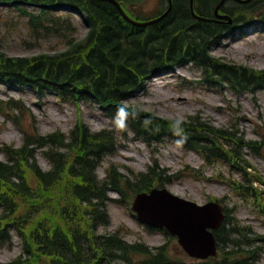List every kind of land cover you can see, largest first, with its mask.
I'll use <instances>...</instances> for the list:
<instances>
[{
  "label": "trees",
  "instance_id": "1",
  "mask_svg": "<svg viewBox=\"0 0 264 264\" xmlns=\"http://www.w3.org/2000/svg\"><path fill=\"white\" fill-rule=\"evenodd\" d=\"M121 1L126 4L136 0ZM257 1L263 5L255 7L264 8V0ZM0 2L33 3L44 11L63 5L71 6L86 13V23L90 26L83 42L58 55L21 58L0 53V79L9 84H29L41 94L52 92L68 100L93 99L112 113L117 112L124 99L142 88L150 74L163 67L188 61L203 67L218 81H227L236 88H264V71L230 65L210 54V49L218 45L232 28L225 23L196 20L189 8L184 9V4L180 5V2L189 3V0H174L171 14L164 21L146 28L128 23L114 5L100 0ZM215 2L196 0L197 10L203 15H212ZM254 4L252 1L239 5V9L232 12L254 10L249 9ZM39 16L33 15L31 23L34 28L58 32L65 26L73 25L68 19L61 21V16ZM244 21L248 26L258 23V26L264 27V15L258 20ZM185 29L189 30L188 34L182 31ZM142 41L149 46H140ZM130 114L131 126L146 137L157 135L159 127L169 132L173 129L159 118H144V115L138 114V120H135L133 113ZM193 129L196 131L195 126ZM203 130L207 135L199 138L193 134L192 142L212 154L225 156L226 153L216 141L224 133L204 126ZM199 139H208V145L204 146ZM113 146L114 138L106 130L92 132L87 126L78 125L72 131L69 142H66L65 134L55 132L27 135L22 147L5 148L8 161L0 160V201L6 206V214L2 218L16 214L17 198L20 196L25 197L27 205L24 217L20 219L24 227L34 223L38 215L42 216L29 232L35 250L28 244L26 259L19 258L8 264H39L35 261L36 255L47 256L46 264H116V259L126 258L133 251L151 253L148 246L127 243L117 234L97 233L99 225L109 223L106 209L109 190L122 191L117 178L102 181L96 174L98 162L113 150ZM40 147L48 148L45 153L53 161L48 171L43 170L36 160ZM62 147H66L68 152L62 151ZM30 171L39 181L37 186L29 182ZM66 180L69 186L67 197L60 196L56 193L57 188ZM151 184V173H148L141 175L136 186L142 189ZM56 211L64 221L61 225L54 224L52 212ZM1 230L0 237H5L6 231ZM229 233L233 234V231L227 225L218 231L222 246L225 235ZM245 252L246 255L236 252L233 258L226 257L206 264H251L252 260L257 259V249H247ZM152 258L142 264H166L168 260L164 253L152 254Z\"/></svg>",
  "mask_w": 264,
  "mask_h": 264
},
{
  "label": "rangeland",
  "instance_id": "2",
  "mask_svg": "<svg viewBox=\"0 0 264 264\" xmlns=\"http://www.w3.org/2000/svg\"><path fill=\"white\" fill-rule=\"evenodd\" d=\"M160 0H141L139 7L147 12H155ZM77 37L87 33V26L78 17ZM66 39L58 36L34 35L27 20L12 7L0 5V50L11 56L30 57L41 53H57L66 49ZM213 54L230 61L264 69V30L252 29L245 36L229 37L225 43L214 48ZM161 74L149 79L147 88L131 98L127 104L144 111L154 112L169 119H186L196 113L203 115L213 124L223 127L235 125L248 139H262L261 153L246 149V157L252 163V174L264 176V91L237 94L230 88H216L202 81L201 70L192 65H185L172 74ZM21 99L27 111H10V115L19 114L26 123L29 119L36 122L39 130L49 133L56 129L69 132L79 119L99 130L113 127L111 119L94 103H63L52 95L42 98L32 88L9 87L0 85V103L13 106ZM7 103V104H6ZM30 107V109H28ZM81 109V112H79ZM130 133V132H129ZM23 133L12 118L0 111V145L12 143L20 145ZM135 139L133 133L123 138L121 147L113 155H108L99 167L100 176H105L113 163L120 171L129 174L146 171L151 164L159 163L177 179L168 185L175 193L198 202L212 198H223L225 206L234 209L235 215L250 226L255 232L264 235V212L253 201L238 197L230 187L219 179L208 177L220 171V165H203L205 161L195 151L185 149L179 141L165 137L163 141L147 145ZM43 166H48L43 156L39 157ZM192 169L204 174L197 178ZM237 174V173H235ZM264 188V183L261 185ZM112 197L118 198L116 193ZM132 201V200H131ZM264 205V193L261 195ZM264 208V207H263ZM112 224L103 231L121 230L130 241L143 240L157 246L168 242L170 250L177 257L187 260L175 238H168L160 232H150L130 212V203L122 204L115 200L110 203ZM18 238L13 245H0V262L10 261L20 253ZM261 264H264V254Z\"/></svg>",
  "mask_w": 264,
  "mask_h": 264
},
{
  "label": "water",
  "instance_id": "3",
  "mask_svg": "<svg viewBox=\"0 0 264 264\" xmlns=\"http://www.w3.org/2000/svg\"><path fill=\"white\" fill-rule=\"evenodd\" d=\"M135 207L146 219L167 224L174 232H178L182 242L192 253L207 255L214 252V238L206 227L218 225L223 218L216 203L200 207L167 190H154L151 195H139Z\"/></svg>",
  "mask_w": 264,
  "mask_h": 264
},
{
  "label": "bare ground",
  "instance_id": "4",
  "mask_svg": "<svg viewBox=\"0 0 264 264\" xmlns=\"http://www.w3.org/2000/svg\"><path fill=\"white\" fill-rule=\"evenodd\" d=\"M221 3H222V0H216V2L212 6V8H214L212 15H202V17L199 21L214 22V23L225 22L227 20L228 14H230L235 9V2H234V0H226V8L225 9H223L220 6ZM180 5H183L184 9H188V8L191 9L190 4L187 2H185V3L180 2ZM143 28H146V26H144ZM182 31H184L186 34L189 33V30H187V29L182 30ZM140 46H149V45L147 42L142 41L140 43ZM74 55H75V53H74Z\"/></svg>",
  "mask_w": 264,
  "mask_h": 264
},
{
  "label": "clouds",
  "instance_id": "5",
  "mask_svg": "<svg viewBox=\"0 0 264 264\" xmlns=\"http://www.w3.org/2000/svg\"><path fill=\"white\" fill-rule=\"evenodd\" d=\"M122 111V110H121ZM177 123H179V122H177Z\"/></svg>",
  "mask_w": 264,
  "mask_h": 264
}]
</instances>
